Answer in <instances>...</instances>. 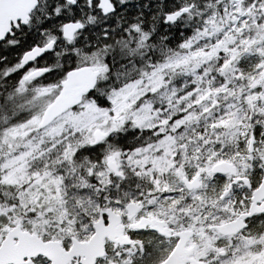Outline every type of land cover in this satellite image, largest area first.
Returning <instances> with one entry per match:
<instances>
[{"label":"snow or ice","instance_id":"obj_1","mask_svg":"<svg viewBox=\"0 0 264 264\" xmlns=\"http://www.w3.org/2000/svg\"><path fill=\"white\" fill-rule=\"evenodd\" d=\"M0 264H264V0H0Z\"/></svg>","mask_w":264,"mask_h":264}]
</instances>
